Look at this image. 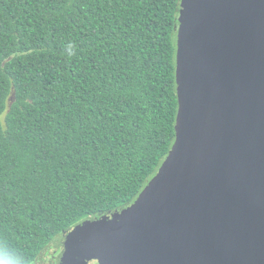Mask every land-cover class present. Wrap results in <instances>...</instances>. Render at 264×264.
Listing matches in <instances>:
<instances>
[{"label":"trees","instance_id":"16d2710c","mask_svg":"<svg viewBox=\"0 0 264 264\" xmlns=\"http://www.w3.org/2000/svg\"><path fill=\"white\" fill-rule=\"evenodd\" d=\"M179 1L0 0V264L128 202L167 152Z\"/></svg>","mask_w":264,"mask_h":264},{"label":"water","instance_id":"95a60500","mask_svg":"<svg viewBox=\"0 0 264 264\" xmlns=\"http://www.w3.org/2000/svg\"><path fill=\"white\" fill-rule=\"evenodd\" d=\"M173 45L167 152L59 233L54 264H264V0H180Z\"/></svg>","mask_w":264,"mask_h":264},{"label":"rangeland","instance_id":"374dc122","mask_svg":"<svg viewBox=\"0 0 264 264\" xmlns=\"http://www.w3.org/2000/svg\"><path fill=\"white\" fill-rule=\"evenodd\" d=\"M47 250L45 251L46 253L43 252V254L41 255V257L34 264H54L53 252L52 251L51 252L49 251L47 253Z\"/></svg>","mask_w":264,"mask_h":264}]
</instances>
